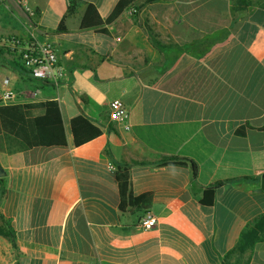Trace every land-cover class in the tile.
Here are the masks:
<instances>
[{"label":"crops","instance_id":"obj_1","mask_svg":"<svg viewBox=\"0 0 264 264\" xmlns=\"http://www.w3.org/2000/svg\"><path fill=\"white\" fill-rule=\"evenodd\" d=\"M118 1L0 0V92L7 80L15 93L5 106L57 101L67 140L27 147L0 125V226L16 243L0 237V260L264 264V222L237 248L264 217V0H136L110 20ZM88 5L102 25L80 26ZM13 36L53 42L63 78H28L6 43ZM116 99L129 112L123 124L110 117ZM76 116L101 134L74 146ZM165 157L194 163L196 178L188 162L159 166ZM213 186V204L202 205ZM147 212L157 224L144 231Z\"/></svg>","mask_w":264,"mask_h":264},{"label":"trees","instance_id":"obj_2","mask_svg":"<svg viewBox=\"0 0 264 264\" xmlns=\"http://www.w3.org/2000/svg\"><path fill=\"white\" fill-rule=\"evenodd\" d=\"M134 1L136 0H119L112 14L110 15V20L116 18L126 8L132 5ZM152 1L154 0H148V3ZM73 11V6L70 5L60 21L61 29L63 27L65 18L71 15ZM94 18L95 20L92 21V19ZM100 25H102V20L99 17L96 9L94 8V6L88 5L81 20L80 26L82 28H88L89 26ZM146 29L147 31H149L147 27ZM155 45L160 48V44L155 43ZM24 72L27 74L26 71ZM28 78H30L29 75ZM31 108H41L44 110V114L35 118H29L26 116L25 111ZM0 125L6 132L21 140L27 147H63L67 144L61 110L57 101L54 100L26 106H0ZM260 130L264 132V127H262ZM70 131L74 146H80L98 137L101 134L99 128L94 126L83 116H76L70 120ZM238 133L243 134L244 128L239 129ZM13 161L16 168H20L22 166L20 155H14ZM186 162H188L192 166V178L194 180L197 175V166L194 163L186 161L185 159L165 157L160 161L159 166H167L170 164L186 165ZM126 180V174L120 177V190L122 193H125V191L127 190ZM221 184L222 183H217L215 186H219ZM215 186L203 191L202 197L200 198V203L202 205L211 206L213 204ZM2 194L3 191L0 190V200ZM143 198H145V196H141L138 198H132L131 196H129L131 203H134ZM262 222H264V217H260L257 221H255L248 233L246 235H243L241 242L237 247L240 252L245 251L254 243L257 238L256 230L260 228ZM0 237L3 238L11 246V248L14 249L16 247L15 233L13 231V228L7 221H4L0 226ZM222 264L228 263L223 262Z\"/></svg>","mask_w":264,"mask_h":264},{"label":"built area","instance_id":"obj_3","mask_svg":"<svg viewBox=\"0 0 264 264\" xmlns=\"http://www.w3.org/2000/svg\"><path fill=\"white\" fill-rule=\"evenodd\" d=\"M135 13V10H132ZM31 13V11H29ZM11 50L15 51L21 68L27 72L30 79L57 84L63 78V68L59 64L58 55L53 42L31 41L23 42L19 37L13 36L6 40ZM15 100V93L11 90L7 80L3 82L0 92V105H8ZM110 117L119 124L125 123L129 118V112L125 104L119 100H113L108 104ZM112 168V165H109ZM157 224L156 217L147 212L140 220V227L149 231Z\"/></svg>","mask_w":264,"mask_h":264},{"label":"rangeland","instance_id":"obj_4","mask_svg":"<svg viewBox=\"0 0 264 264\" xmlns=\"http://www.w3.org/2000/svg\"><path fill=\"white\" fill-rule=\"evenodd\" d=\"M10 246V245H9ZM0 250H2V252L4 251V248H3V244L0 245ZM3 254V253H2ZM10 261V260H9ZM0 264H4L3 261L0 260ZM9 264H12L9 262Z\"/></svg>","mask_w":264,"mask_h":264},{"label":"water","instance_id":"obj_5","mask_svg":"<svg viewBox=\"0 0 264 264\" xmlns=\"http://www.w3.org/2000/svg\"><path fill=\"white\" fill-rule=\"evenodd\" d=\"M4 175L3 169L0 167V177Z\"/></svg>","mask_w":264,"mask_h":264}]
</instances>
